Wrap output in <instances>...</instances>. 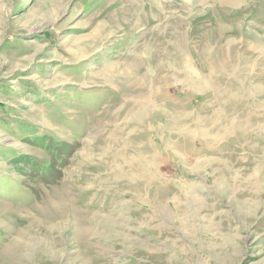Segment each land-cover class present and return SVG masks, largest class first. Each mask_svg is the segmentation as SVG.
Wrapping results in <instances>:
<instances>
[{"label": "rangeland", "instance_id": "rangeland-1", "mask_svg": "<svg viewBox=\"0 0 264 264\" xmlns=\"http://www.w3.org/2000/svg\"><path fill=\"white\" fill-rule=\"evenodd\" d=\"M0 264H264V0H0Z\"/></svg>", "mask_w": 264, "mask_h": 264}]
</instances>
